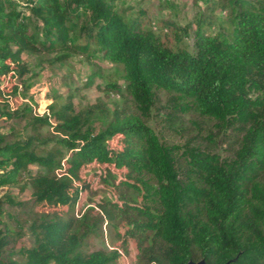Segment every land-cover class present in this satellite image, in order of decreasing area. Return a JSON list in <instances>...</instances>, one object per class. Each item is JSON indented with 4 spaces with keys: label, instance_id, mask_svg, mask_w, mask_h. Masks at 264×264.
Here are the masks:
<instances>
[{
    "label": "trees",
    "instance_id": "trees-1",
    "mask_svg": "<svg viewBox=\"0 0 264 264\" xmlns=\"http://www.w3.org/2000/svg\"><path fill=\"white\" fill-rule=\"evenodd\" d=\"M117 0H25L23 6L0 0V77L28 72L25 52L67 47L75 6L90 10L83 28L87 52L92 44L102 58L123 65L127 91L141 114H116L98 133L91 115L71 114L73 101L53 115H37L33 134L24 139L0 140V189L31 184L37 201L70 204L73 179L82 165L98 162L129 169L158 210L145 209L142 230L153 232L163 245L152 249L148 264H264V0H226L231 31L214 34L198 28L192 49L172 50L139 18L124 19L114 10ZM42 22L43 39L25 19L24 10ZM42 45V46H41ZM63 57V55H62ZM94 82L93 76L90 83ZM113 87L116 85L113 83ZM167 91L185 111L196 110L240 134L233 158L201 149H185L186 168L178 169L179 147L164 142L144 121L158 91ZM0 105V116L14 117ZM55 118L56 123L51 119ZM50 125L62 138L57 146L41 148L40 129ZM122 135L124 147L114 149L109 140ZM44 151V155H40ZM66 174H57L65 154ZM36 164L46 172L32 173ZM151 179L157 182L151 184ZM22 190L26 183L22 184ZM103 210L111 216L106 206ZM0 200V264H111L118 252L102 250L84 255L72 222L43 221L32 227L35 246L24 260L1 258L9 229Z\"/></svg>",
    "mask_w": 264,
    "mask_h": 264
},
{
    "label": "rangeland",
    "instance_id": "rangeland-1",
    "mask_svg": "<svg viewBox=\"0 0 264 264\" xmlns=\"http://www.w3.org/2000/svg\"><path fill=\"white\" fill-rule=\"evenodd\" d=\"M8 1L13 6L26 7L25 0ZM114 10L124 19L139 18L144 28L153 30L174 51L192 49L193 35L199 27L210 34L221 28L229 32L232 29L226 0H117ZM24 17L43 39L41 20L27 8ZM89 19L88 7L75 6V16L69 21L72 32L67 47L25 52L23 59L28 64V72L22 77L17 73L0 77V105L6 111L17 112L14 117L0 116V140L32 135L34 117L53 115L70 99L73 101L70 113L85 117L90 114L94 133L104 129L116 114H141L126 89L123 65L104 60L95 44L87 52L78 48L87 43L83 28ZM92 76L94 82L89 84ZM143 118L164 142L179 147L177 165L182 174L186 168L182 156L185 149L214 152L226 159L233 158L239 146L238 130L225 127L196 110H183L164 90L157 92ZM51 122L56 123V119L52 118ZM40 133L41 139L47 140L41 148L46 149L56 147V140L63 137L50 125L43 126ZM108 143L114 149L124 147L120 134ZM68 158L66 153L57 174L69 171ZM29 169L32 173L46 172L36 164ZM128 173L129 169L117 168L114 164L94 161L82 165L78 177L73 179L77 189L72 193L75 200L65 205L37 201L31 184L24 182L26 175L20 184L1 188L0 200L6 210L3 220L9 229V242L1 258L24 260L25 250L35 246L33 225L61 220L72 222V232L79 236V250L84 255L98 250L107 254L117 251L119 257L111 264H148L153 253L150 247L160 249L164 244L154 240L152 231L141 229L147 221L143 212L147 208L156 212L158 206L144 195L141 184ZM23 183H26L24 190ZM151 184L157 182L151 179ZM103 206L110 209L111 216Z\"/></svg>",
    "mask_w": 264,
    "mask_h": 264
},
{
    "label": "water",
    "instance_id": "water-1",
    "mask_svg": "<svg viewBox=\"0 0 264 264\" xmlns=\"http://www.w3.org/2000/svg\"><path fill=\"white\" fill-rule=\"evenodd\" d=\"M231 261H228L227 263L225 264H230ZM189 264H205V260L204 259H201L199 261H193V260H190L189 261Z\"/></svg>",
    "mask_w": 264,
    "mask_h": 264
}]
</instances>
